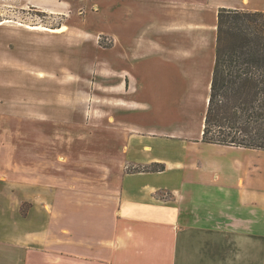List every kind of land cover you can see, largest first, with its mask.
Listing matches in <instances>:
<instances>
[{"label":"rangeland","instance_id":"1","mask_svg":"<svg viewBox=\"0 0 264 264\" xmlns=\"http://www.w3.org/2000/svg\"><path fill=\"white\" fill-rule=\"evenodd\" d=\"M222 1L0 0L4 195H15V157L13 187L26 196L29 171L40 183L48 170L51 183L62 173L106 182L112 171L117 183L132 131L195 133ZM27 25L64 27L55 33ZM28 206L21 202L20 211Z\"/></svg>","mask_w":264,"mask_h":264},{"label":"crops","instance_id":"2","mask_svg":"<svg viewBox=\"0 0 264 264\" xmlns=\"http://www.w3.org/2000/svg\"><path fill=\"white\" fill-rule=\"evenodd\" d=\"M202 126L130 132L117 183L29 171L18 196L15 157L5 196L0 159V264H264V150L204 143Z\"/></svg>","mask_w":264,"mask_h":264},{"label":"trees","instance_id":"3","mask_svg":"<svg viewBox=\"0 0 264 264\" xmlns=\"http://www.w3.org/2000/svg\"><path fill=\"white\" fill-rule=\"evenodd\" d=\"M200 140L264 150V11H217Z\"/></svg>","mask_w":264,"mask_h":264},{"label":"bare ground","instance_id":"4","mask_svg":"<svg viewBox=\"0 0 264 264\" xmlns=\"http://www.w3.org/2000/svg\"><path fill=\"white\" fill-rule=\"evenodd\" d=\"M0 24H2V22H0ZM27 27L29 29H36V30L43 29V30H47L49 32L57 33V32H60L63 29L64 26H60V27H56V28H48V27H42V26H38V25H27Z\"/></svg>","mask_w":264,"mask_h":264}]
</instances>
